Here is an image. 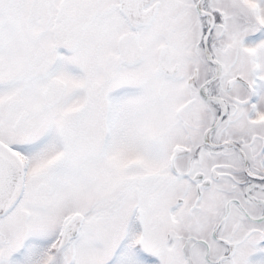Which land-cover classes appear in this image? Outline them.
<instances>
[{
  "label": "snow or ice",
  "instance_id": "1",
  "mask_svg": "<svg viewBox=\"0 0 264 264\" xmlns=\"http://www.w3.org/2000/svg\"><path fill=\"white\" fill-rule=\"evenodd\" d=\"M0 264H264V0H0Z\"/></svg>",
  "mask_w": 264,
  "mask_h": 264
}]
</instances>
